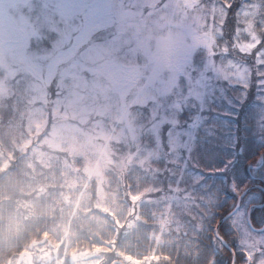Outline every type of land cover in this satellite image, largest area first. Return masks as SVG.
Returning <instances> with one entry per match:
<instances>
[{
  "label": "rangeland",
  "instance_id": "obj_1",
  "mask_svg": "<svg viewBox=\"0 0 264 264\" xmlns=\"http://www.w3.org/2000/svg\"><path fill=\"white\" fill-rule=\"evenodd\" d=\"M255 2L0 0V95L11 85L22 88L20 101L28 105L17 146H30V155L45 169L70 171L58 186L65 188L68 180L69 187L79 189L74 192L75 204L87 203L86 188L92 189L96 208L106 213L105 200L112 199L106 170L132 163L142 167L159 157L161 133L175 120L170 109L179 108L188 97L200 101L224 80L248 87L250 77L255 78L254 86L258 76L264 78V44L246 24L237 35L231 28L242 15L257 10ZM109 6L117 12L126 10L120 25L104 29L106 34L101 31L97 44L83 46L89 33L111 23L104 15ZM78 12H83L82 25L68 27L80 18ZM35 22L49 24L47 31L60 39L40 51L23 49L36 33ZM59 22L61 30L55 28ZM71 37L70 45H60L61 38ZM221 41L223 47L218 45ZM193 53L205 63L199 76L189 79ZM228 88L229 95L242 97ZM256 97L261 101L258 116L264 118V93ZM46 116L50 123L43 122ZM214 131L225 139L222 128ZM169 142H176L175 131ZM189 196L183 193L180 202L172 195L161 207L158 240L172 221L171 207L186 205ZM234 225L240 245L249 253L264 241L248 234L240 214ZM96 257L97 253L83 255L76 264H98Z\"/></svg>",
  "mask_w": 264,
  "mask_h": 264
},
{
  "label": "trees",
  "instance_id": "obj_2",
  "mask_svg": "<svg viewBox=\"0 0 264 264\" xmlns=\"http://www.w3.org/2000/svg\"><path fill=\"white\" fill-rule=\"evenodd\" d=\"M255 4H257L256 12L254 10L251 14L242 15L240 22L236 26L232 25L231 28H236L233 32L237 35L240 26L246 24L250 32L258 37L259 43L264 44V0H256ZM82 13L78 12L80 18H74L68 23V27L82 25ZM125 13L126 10L121 9L117 12L109 6L104 15L107 22L109 20L111 23L100 28L101 30L97 33H89L83 46H92L100 42L101 39L97 38V35L101 31L106 34L104 29L120 25ZM34 18L37 19L35 16ZM48 26L49 24L43 22H35L36 33L31 34L23 49L32 51L34 50L32 47H35L36 51H40L59 40L60 37L56 36L55 32L47 31ZM55 26L61 30V22ZM226 26L224 25L223 28L225 29ZM61 39L63 42L60 45H70L73 42L72 37ZM239 39L242 40V37ZM218 45L223 47V42ZM230 46L231 41H228V47ZM208 58H211V54ZM254 81V77H251V81L249 79L253 87ZM225 89L230 90L227 86ZM19 91H22V88L17 90V87L11 85L0 95V264H15L17 257L23 251L31 252L34 264H44L50 256L56 255L57 250L62 257L67 256L75 264L79 257L92 253H97L98 264H109L116 260L123 264H212L213 258L216 264H229L228 248L221 247L220 240L209 228L199 230V217L196 213L197 209L201 212L204 209L199 208L195 200L202 197L198 194L193 195L189 191L184 192L191 195L189 196L190 204L180 203L171 207L172 223L169 225L167 234L160 233L161 241L156 238L159 234L157 214L170 199L167 196L160 197L159 200L145 197V202L139 205L140 219L143 223L139 227L126 226L117 238L111 220L116 219V216H121L123 219L122 210L125 213L131 210L125 204L129 187L132 192L141 196L155 194L157 190L153 187L156 183L155 173L165 167L164 160L158 157L145 162L142 167L132 163L131 166L125 164L118 170H114L112 166L106 170L107 191L108 194H112V199L105 200L108 205L104 206L103 210H106V213L96 208L97 199L90 188H86L90 194L87 197V203L75 204L74 192L79 189L76 186L69 187L68 180L65 188L58 186L71 172L54 167L45 169L37 163L36 158L30 155V146H17L22 122L28 114V105L25 104L26 100L20 101ZM260 103V97L253 98L252 90L249 89L248 101L242 115L241 142L244 154L237 158L233 169L237 185L243 186L241 191L251 185L259 187L251 189L253 198L247 204V209L253 207V222L264 218V206L254 207L264 202V196L261 195V189L264 188V176L256 172L249 175L251 170L248 167L256 164L258 155L264 156V146H262L264 145V134H262L264 118H262L263 115L258 116ZM46 118L50 123L49 116ZM215 123L219 122L215 121ZM197 135L202 136L203 133L197 132ZM225 140L226 137L224 139L217 135L204 136L200 164L206 163L204 155L219 158L225 154ZM164 154V150L160 149L159 157ZM216 170V168L212 169V171ZM202 171L207 172L208 169L203 168ZM223 175L228 173L222 172L221 175L211 177L209 182L216 188H220ZM170 187L173 195L182 192L181 187L175 185ZM181 195L178 197L181 198ZM213 195H219L220 199L224 198L223 193L218 194L215 189H213ZM160 201L164 202L160 203ZM232 203V200H228L220 211L223 212ZM107 214L111 219H108ZM145 216H147L146 220ZM244 219L245 214L242 217V223L248 234L264 240V236L256 235L248 230ZM64 230L68 232V236L65 234L66 237L63 236ZM222 232L226 233V243L237 249V264H241L242 250L244 254L251 257L250 264H257V260L261 261V256L264 257V241L260 245L257 244L249 253L240 245V233L237 229L229 232L223 227L222 222ZM154 254L159 257L158 260L151 259ZM56 262L60 264V260Z\"/></svg>",
  "mask_w": 264,
  "mask_h": 264
},
{
  "label": "snow or ice",
  "instance_id": "obj_3",
  "mask_svg": "<svg viewBox=\"0 0 264 264\" xmlns=\"http://www.w3.org/2000/svg\"><path fill=\"white\" fill-rule=\"evenodd\" d=\"M230 6L227 5L226 7ZM204 63L203 58H198L196 53H193L188 66L191 70L188 71V68H186L188 78L196 79L200 70L203 69ZM262 81H264V78L258 76L254 87L250 82L247 88L241 85L237 89L235 85L229 84L228 80H224L218 87L213 85L212 90L203 96L200 101L193 97H188L178 109H170V111L175 113V120L168 123V129L160 137V149H163L165 154L162 157H158V159L164 160L165 167L155 173L156 183L153 187L157 190L153 195L144 194V196H141L136 192H132L131 187H129L125 204L131 210L126 213L122 210L123 219H121V216H116V219L111 220L113 230L117 233V238L120 231L126 226L139 227L143 223L140 219L139 205L145 202V197L156 200L163 196L171 197L173 190L170 186L172 185L181 187L182 192L189 191L193 195L198 194L202 197L195 200V204L199 205V208L204 209L203 212L197 209L196 213L199 217V230L209 228L220 240L221 247H228L230 252L229 264H237V249L226 243V233L222 232V222L224 228L228 229L229 232H234L236 230L234 224L237 214L244 217L245 211H247L244 223L248 230L256 235L264 236V218L253 222L252 210L247 209V204L251 202L253 193L250 188H245L241 191L243 186L237 185L235 174L233 173L237 158L244 154V147L241 142L243 130L242 115L248 101L249 89L252 90L253 98L260 93H264V82ZM225 84H228V87L233 88L234 91L243 93V96L229 95L225 90ZM184 91H187V88ZM215 121H219V123L217 124ZM210 122H212L211 125ZM214 128H222L225 131L226 152L219 158L204 155L206 163L200 164L204 136H216L217 133L213 130ZM173 131L176 133V142L174 144L169 142V136ZM197 132L203 133V135L198 136ZM157 135H159V132H157ZM248 167L251 170L249 175L252 172H256L264 176V156L258 155L256 164ZM203 168H207L208 171H202ZM213 168L217 170L212 171ZM222 172L228 173V175L222 176L221 187L216 188L209 180L211 177L221 175ZM213 189L218 194L222 192L224 198L220 199L219 195L214 196ZM182 192L176 195L179 196ZM261 195L264 196V188L261 189ZM228 200H232L233 203L221 212L220 210ZM163 202L160 201V203ZM108 219L111 218L109 217ZM146 219L147 216H145ZM151 259L158 260L159 257L154 254ZM57 260H60V264H75L67 256L62 257L59 250H57L55 256H50L44 264H56ZM250 261L251 257L244 254L242 250L241 264H250ZM212 264H216L215 258H213ZM257 264H260L259 260H257Z\"/></svg>",
  "mask_w": 264,
  "mask_h": 264
},
{
  "label": "water",
  "instance_id": "obj_4",
  "mask_svg": "<svg viewBox=\"0 0 264 264\" xmlns=\"http://www.w3.org/2000/svg\"><path fill=\"white\" fill-rule=\"evenodd\" d=\"M23 256H27V257H29L30 258V255H29V253H22L21 255H20V257H19V259H18V261H17V264H20V261H21V259H22V257Z\"/></svg>",
  "mask_w": 264,
  "mask_h": 264
}]
</instances>
